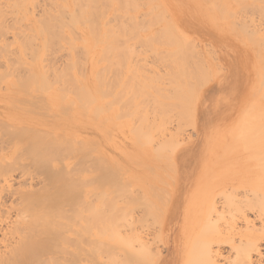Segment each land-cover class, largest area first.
Instances as JSON below:
<instances>
[{
	"label": "rangeland",
	"instance_id": "obj_1",
	"mask_svg": "<svg viewBox=\"0 0 264 264\" xmlns=\"http://www.w3.org/2000/svg\"><path fill=\"white\" fill-rule=\"evenodd\" d=\"M11 1L16 2L0 0V72H3L0 80L5 76L0 81V119L17 118L19 121L23 111L29 109L40 120L36 122L47 124V129L52 127L61 133L57 127L68 124L66 133L72 138L68 143L73 147L69 144L68 150L65 149L69 155L65 161L80 163L79 166L69 164L68 171L73 168L72 174L79 172L84 178L75 180L78 185L81 181L83 192L78 191L80 187L75 181L71 184L74 190L78 188V193H85L82 199L87 208L83 206V209L91 211L84 210V214L95 213L98 203L104 205L112 200L116 204L117 221L130 222L135 218V228L147 234L151 242V254L158 249L163 258L168 259L174 247L192 249L194 233L190 227L193 220L188 218L184 208L194 196L201 210L213 195L227 191L224 190L226 186L240 192L264 186V175L259 179L248 175L249 172L258 173L262 166L264 169V0H17V9L11 6ZM174 7L181 10L187 21L192 19V14H200L195 28L177 23L184 30V36L171 20ZM181 63L185 70L184 66L179 69ZM187 67L190 71H186ZM98 73H102L99 78ZM177 73L186 75L182 76L184 81ZM68 77L74 80L70 82ZM59 78L66 84L65 91L71 89L70 93L68 90L65 93L69 100L63 98L69 101L67 107L64 106L66 102L58 100L62 84ZM179 81L181 87L184 83L181 89L185 91L184 94L182 90L184 96L179 97L189 96V100L193 97V103L178 97L179 103L177 97H173L174 92L182 93L180 87L175 89ZM43 83L51 85L52 90ZM68 83L82 93L72 90V86L69 89ZM49 91L58 95L55 96L57 102L54 92L50 95ZM72 91L77 93L75 98ZM169 94L173 97L171 100L175 98L173 101L180 104L179 108H176L177 102L174 105L169 98L168 106L165 101L166 104L162 103ZM58 103L64 106H61L63 110L57 107ZM163 104L170 108L176 106V109L164 111ZM47 105L52 107L54 117L60 116L62 120L50 121ZM64 108L65 111L69 109V115L61 112ZM153 118L155 122L160 120V124L153 126ZM147 122L152 124L151 128L149 124L146 129ZM29 125L34 126L33 123ZM244 126L245 131L241 133L240 127ZM29 131L22 125L12 131L0 128V154L8 153L14 145L18 148L14 155L16 162L11 164L13 171L5 173L10 161L0 163L1 180L13 172L17 178L41 173L31 162L25 161V154L31 151L22 144V138ZM257 156L262 160L259 157L254 160ZM202 171L207 172V179L194 188L191 185ZM185 172H192L187 180L181 177ZM179 183L182 184L179 191L183 193V207L178 209L176 216L173 202ZM95 196L97 199L100 196V200H93ZM69 200L72 198L66 201ZM230 201H226V207L232 212L227 214L232 217L238 208ZM262 202L250 197L245 204L264 208ZM108 204L100 206L108 209ZM224 205L221 204L220 211ZM106 209H101L106 212L101 211L102 215L111 210ZM97 210L100 213V208ZM255 211L248 208L246 213L260 227L262 222ZM227 214L218 225L204 224L199 230L203 233L196 248L195 264L206 263L210 244L217 238L218 226L223 228L231 222ZM239 214L236 212L233 216L238 219ZM218 216V212L213 214V217ZM237 226L245 228L240 222ZM86 236L82 264H91ZM213 249L216 251L217 246ZM222 249L225 257H235L236 252L229 246ZM261 252L264 254V242ZM184 259L185 256L179 264H186ZM220 263L225 261L222 259ZM63 264L67 263L63 261Z\"/></svg>",
	"mask_w": 264,
	"mask_h": 264
},
{
	"label": "bare ground",
	"instance_id": "obj_2",
	"mask_svg": "<svg viewBox=\"0 0 264 264\" xmlns=\"http://www.w3.org/2000/svg\"><path fill=\"white\" fill-rule=\"evenodd\" d=\"M7 3H8V1H7ZM11 6L13 8L17 9V0H16V2H12ZM184 16H182V17H184ZM201 17H203V16H201ZM133 19H134V16H133ZM178 19H179L178 14L174 11L172 14L171 20H172L174 26L177 27L178 31L181 34H183L182 36H184V33H183L184 30H182L177 25ZM192 20H193V18H192ZM200 21L202 23V20H200ZM184 22L186 23V21H184ZM113 24H114V22H113ZM2 25H4V24H2ZM180 26H182V25H180ZM3 29H5V28H3ZM14 30H15V28H14ZM16 33L18 34V32H16ZM20 33H22V32H20ZM2 35H3V33H2ZM243 36H246V35H243ZM3 41L4 40L2 39V42ZM255 43L256 42H254V44ZM2 49H5V48H2ZM1 54H3V53H1ZM195 56H194V58H195ZM1 57H2V55H1ZM186 58L187 57H185V59ZM34 59L37 60L38 58L34 57ZM5 60H6V58H5ZM185 61L186 60H184V63H185ZM0 62H2V61H0ZM9 62H8V64H9ZM14 62L16 63V61H14ZM35 62L37 63V61H35ZM40 62L41 61L39 60V63ZM182 63L180 65L181 67L177 66V68L179 67V69L182 70L183 69L182 66L185 65L184 63H183L184 65H182ZM187 64L188 63H186V66L189 65V64L188 65ZM22 65L24 66L23 63H22ZM36 65H38V64H36ZM39 66H42L41 63ZM24 69H25V67H24ZM53 69H54V67H53ZM179 69H178V71H179ZM42 70H43V68H42ZM42 70H41V72H42ZM45 70H46V68H45ZM45 70H43V71H45ZM64 70H66V69H64ZM184 70H185V66H184ZM195 70L198 71L197 69H195ZM32 71H33V69H32ZM47 71H48V69H47ZM186 71H190V70H188V67L186 68ZM203 71H205V70L203 69ZM1 72H0V74H1ZM48 72H50V70ZM66 72H70V71H66ZM64 73H62V74L64 75ZM179 73H177V76L178 75L181 77L186 76L183 74L180 75ZM66 74H67V76L68 75L71 76V74H69V73H65V75ZM98 74H99L98 75V78H99L102 75V73H101V75H100V73H98ZM136 74H139V73L136 72ZM3 75L4 74H2V76ZM47 75H49V74L47 73ZM54 75H55V73H54ZM65 75L63 76L64 78H65ZM95 75H96V73H95ZM203 75H204V73H203ZM51 77L53 79H55L54 80L55 82L53 80L52 81L54 83H57V79L54 78L53 75ZM63 77L61 76L62 79H63ZM3 78H5V76ZM3 78L1 79L2 81H3ZM6 78H9V77H6ZM70 78L68 77V79H70V82L72 80H74V79H72L73 77H70ZM96 79H97V77H96ZM59 80H60V78H59ZM67 80H66V83L69 81V80L68 81ZM182 80L184 81V78ZM49 81H51V80H49ZM63 81H65V79H63ZM63 81L60 80L59 82L62 83ZM79 81H80V79H79ZM101 81L103 83L104 80H101ZM10 83H12V82L10 81ZM179 83H180V81H179ZM64 84L62 83L60 85V91H59L60 94L59 95L61 97L58 98V100L59 99L62 100L63 103L66 102L67 99L69 100V97L65 95V93L68 89L65 91L64 88H66V86H64ZM68 84H70V83H68ZM72 84H74V83H72ZM15 85L16 84L14 83V86ZM43 85H45V86L47 85L50 89L48 87L47 88L50 91L52 90L51 85L49 86L48 84H44V83H43ZM54 85L56 86V84H54ZM57 85H59V83H57ZM77 85L78 84H76L75 86L77 87ZM183 85H184V83L182 84V87H183ZM11 86H12V84H11ZM71 86L74 88V89L72 88V90L76 89L71 84H70L69 89L71 88ZM125 86L127 88V85H125ZM78 87H79V85H78ZM182 87H181V83H180L178 87H175V89L179 88V91L182 92V90L184 91V89H181ZM12 88H14V87H12ZM173 89H174V86H173ZM75 91L77 92V89ZM75 91L74 92L72 91L73 97H74V94L81 92L80 90H78L77 93ZM53 92L52 93L50 92V95H52ZM56 92H57V90H56ZM70 92H71V89H70V91L68 90L67 93H70ZM167 92H168V90H167ZM172 92H174V91H172ZM190 93H192V92H190ZM174 94L175 95H173V97H177L176 98V100H177L179 95H183V92L181 94H179V92H176V93L174 92ZM176 94H178V95L176 96ZM184 94H185V91H184ZM67 95H69V94H67ZM72 95L70 94L69 96H72ZM55 96H58V95L54 92V98L56 99V100L55 99L54 100L57 102V98ZM51 97H53V96H51ZM66 97H67V99L64 100ZM173 97L169 94V97L165 96L164 100L162 99L161 101L163 103L164 101L166 102L167 100H169L170 98H173ZM180 97H179V99H181V100H184V99L189 100L188 99L189 96H187V98H183L182 96H180ZM104 98H105V96H104ZM50 99H51L50 102H52V98H50ZM179 99L177 101L180 103L181 100H179ZM54 100H53V102H54ZM70 100H71V97H70ZM173 100H175V98ZM173 100H171V101H173ZM192 100H194L193 97L188 102L193 103ZM62 101H61V103H62ZM40 102H41V100H40ZM68 102L65 103V105H64L65 107H67L66 104H68ZM165 102H164V104L167 103V102L166 103ZM174 102L175 101H173V103ZM176 102L174 103V105L176 104ZM178 102H177V107L175 106L176 108H179L178 106H180V104ZM54 103H52V104H54ZM75 103L77 104L76 99H75ZM173 103H171V104H173ZM107 104H109V103H107ZM171 104H170V106H171ZM166 105L168 106V103ZM181 105H183V104H181ZM58 106L61 107L62 105H59V103H58L57 107ZM64 106H62V107H64ZM170 106L166 107L164 105V106H162V109H164V111H167V108L169 110ZM186 106H184V108H186ZM191 106H192V104H191ZM47 107H48V115L51 118L50 121H53L52 119L55 118L54 117L55 113H54V111H51L52 107H50L49 105H47ZM54 107H56V106H54ZM62 107L59 109L63 110ZM163 107H165V108H163ZM173 107H171L170 109H172ZM194 108L195 107H193V110H194ZM190 109H188V111ZM65 110H66V108H64V111H61V112L62 113L67 112L69 109L67 108V111H65ZM262 112L263 111H261L260 115L263 114ZM23 113H24V115L19 116V121H17V118H16V120L0 119V123L2 122V124H0L1 125L0 128L6 129L7 131H12V130H17L18 126L22 125L24 127V129L31 130L26 134L24 139L22 138V140H24L22 144L24 146H27L28 150L31 151V152H28L27 154H25V161L31 162V165L33 164L34 167L36 169H38L41 173H38L39 175L38 174H36V175H34V174L22 175L21 177L17 178L16 172H13L10 175H8L6 178H4L3 180H1V178H0V264H63V261H65L67 264H82L83 259H84V245L83 244H84V238L86 235H87L86 238L88 239V245H89L87 256L89 257L88 261L91 264H160V263L161 264H179L180 261L182 260L183 256H185V259H186L185 263L186 264H195L194 262L196 260V256H195L196 248L199 245L200 237L203 233L202 231H199V230L201 229V227L204 224H206V225H211V224L218 225V223L221 222V220H223L226 217L225 215L227 213H230V214L232 213L229 210V208L226 207V201H228V200H231L230 203L233 201L232 205H234L238 208L239 211L237 210L236 212L241 213V215L239 214L240 215L239 218L236 219V217L233 216L236 212H234L232 217L230 216V214H227L231 217V222L227 223V225L225 223L226 226L224 225L225 227H223V228L218 226V231H217L218 233L216 235L217 238L214 239L213 242L210 244L212 246L209 247L208 258H207L205 264H221L220 261L222 259L225 261L224 264H226V263L227 264H263L264 254L261 252V244L264 242V218H263L264 217V208H263V206L260 207L261 205L260 206L256 205V207L254 206L255 208H252L253 205L251 207V206H249V204L248 205L245 204V202L249 201L250 197H253L256 200L261 201V202L264 201V186L247 188L246 191H241V192L238 191L239 189L234 190L231 187L226 186V188L224 190H227V191L222 190L221 192L213 195L211 199H209L207 202H205L201 206V210L198 209L197 201L194 200L195 199V196H194V199L190 200V202L187 205H185V208H184L185 212L186 211L188 212V214L186 212V215L189 216L188 218L191 217L193 220L192 221L193 226L190 227V231L192 233H194V236L192 238V244H193L192 249L188 250V248L185 249V247H184L183 248L184 250H177V248L174 247V249L171 252V256L168 259L163 258L162 251L158 252V249H157L156 253L151 254V250L153 249L152 247H150L151 242L150 241H149L150 243L148 242L149 238H148L147 234H145L144 232H141L135 228L134 225H135L136 221L135 222L133 221V220H135V218H132L131 219L132 221H130V222L128 220H126V221L124 220V222H122V223H119V221H117V219H119V218L115 214L116 204L112 200L108 199L111 202L110 201L106 202V200H104L107 204L110 203V204H108V206L110 205L108 209H106V207H103L106 203L103 205L102 202H101L102 204L96 202L99 205V206L97 205L98 206L97 208H100L101 214L98 212L99 209L97 210V208H96L95 213L94 212H88L89 215H86L87 213L84 214L85 213V212H83L84 210L85 211L89 210V209H86L87 208L86 206H84V202L82 199V195L85 194V193H81L84 191L83 190L84 186L83 187L80 186L81 181L78 182V183H80L79 185L75 181V180L78 181V179L83 180L84 178H82V175L79 174V172H76L77 173L76 175H74V173L72 174L71 171L73 170V168H72V170H70V172L68 171L70 168L69 166L73 165L75 163L74 162L75 160H73V163L72 162L69 163L68 161H65V159L67 157H69V155L67 154L65 149L68 150V145L69 144L71 145V142L70 143H68V142H69V140H72V138L68 137V135L70 133L69 134L66 133L67 130L69 129V128H67L68 124L67 125L63 124V125H60L59 127H57L58 129H60L61 133H59L58 132L59 130L54 129L52 127L47 129V127H48L47 124H44L42 122H36L39 119L36 118V116L32 110L28 109L27 112L23 111ZM56 114L58 115V113H56ZM66 114H68V112L65 113V115ZM188 115L191 116L192 114H188ZM69 117L72 118V115ZM163 117L164 116H162V118ZM73 118H74V116H73ZM162 118H159V119H162ZM153 119H152L153 123L151 121L152 124H154L156 117L154 120ZM47 120H49V119H47ZM58 120H62L60 118V116L58 118H55V121H58ZM64 120H67V118ZM157 121L159 122L160 120H157ZM192 121L194 122V123L191 122L192 125L195 124V121L193 120V118H192ZM148 122L146 123V125L148 124ZM158 122H155V124L153 126L159 125L160 123H158ZM30 123H33L34 126L29 125ZM55 123H58V122H55ZM156 123H157V125H156ZM149 124H148V126H146V129H147V127H149ZM152 124H150L149 128H151ZM71 125H72V123H71ZM63 126H66V127H63ZM61 127H63V131L61 130ZM76 127H78V126H76ZM242 128H245V126L240 127V130ZM72 130H76V129H72ZM201 131H202V127H201ZM244 131L245 130L242 129L241 133ZM248 131H249V129H248ZM247 134H249V133H247ZM238 135H240V137L242 136L240 133ZM244 135H245V133L243 134V136ZM237 138H239V137H237ZM73 140H76V139L73 138ZM146 143H147V141H146ZM66 144H67V147H66ZM70 147H73V146L71 145ZM17 151H18L17 145H14V146L10 147V149L8 150V153L0 154V163H4L5 161H10V164L7 165L8 171H6L5 173H8V172L10 173L11 170L13 171V168H12L13 165H11V164L16 162L14 160L17 159V156H14V155L17 153ZM258 157L259 156H257L256 158L254 157V160L258 159ZM259 159H260V157H259ZM260 160H262V159H260ZM258 163L261 164V162H258ZM75 164H77V166L80 165V163H75ZM260 166H259V168H260ZM262 168H263V166H262ZM262 168H260L261 170L258 169V173L252 174L251 172H249L248 175L253 176V177H257L259 179L260 176L264 175V169L262 170ZM15 171H17V169ZM67 171L70 174L67 173ZM224 173H226V172H224ZM78 174H79V176H77ZM206 175H208L207 172L202 171L197 178L198 180L195 181L194 183H192L191 186H194V188L201 186L204 182V179L205 180L207 179L205 177ZM76 176L78 178H76ZM190 176H192V172H185L184 174H182L181 177H182V179L184 178V180H187V179H189ZM209 176H212V174H210ZM74 181L76 183H74ZM72 182L80 187L79 190H78V188L76 189V187H75V190L73 189V187H71ZM84 184L86 187L85 181H84ZM256 185H258V184H256ZM228 186H230V185H228ZM231 186H232V184H231ZM181 187H182V184L179 183V185L177 186V188L175 190L176 191V199L174 200L173 205L176 204V207L174 208L175 209L174 215H176V216H178V214H179L178 209L180 210L183 207L182 206L183 205V201H182L183 193H181V191H179ZM77 190L81 191V192H79L81 194H79ZM228 191H231V192H228ZM101 193L103 195H105V193H103V191ZM79 195H81V196H79ZM76 196H77V198H81L82 201L77 200ZM97 196H95L94 198H96ZM67 198H70V199L72 198V200L66 201ZM74 198H76V200L73 201ZM98 198L99 199L96 198L97 200L96 199H93V200H95V201L100 200V196ZM223 200H226V201H224V203H221ZM72 201H73V204H72ZM221 204H225V205L222 207L223 209L220 211L219 209L221 208ZM100 205H103V206H100ZM111 205H113L112 209L110 208ZM83 206L86 208L83 209ZM207 206H208V208H207ZM102 208L103 209L105 208L106 211H108L109 209H111V210L109 213L107 212V215L106 214L102 215V212H101V211H103V210H101ZM248 208H251V210H254V211L257 210V212H258V213H256L257 217H258L257 219L260 220V222H262L260 227H257L255 222L249 218L248 214L246 213V210ZM226 209H227V212L225 211ZM89 211H91V209ZM104 212L105 211H103V213ZM217 212L219 213L220 216L213 217V214L217 213ZM83 214L86 216H83ZM90 214H92V215H90ZM99 214L101 216H99ZM90 216H92V217L90 218ZM85 217L86 218L88 217V218H87V220L84 221ZM86 221H88L87 222L88 224L86 223L85 224L86 227H85V225L83 223H85ZM239 222L241 224L245 225L244 230H242V228H239L237 226V224ZM87 228H88V230H87ZM148 235H149V233H148ZM153 244L156 245V243H153ZM165 245L166 244H164V246ZM156 246L159 247V245H156ZM214 246H217L216 251L213 249ZM225 246H229L232 251L236 252L235 257L232 258V256L231 257L230 256H228V257L224 256L222 248ZM240 248H241V251H240ZM145 256H148V257L146 258Z\"/></svg>",
	"mask_w": 264,
	"mask_h": 264
},
{
	"label": "crops",
	"instance_id": "obj_3",
	"mask_svg": "<svg viewBox=\"0 0 264 264\" xmlns=\"http://www.w3.org/2000/svg\"><path fill=\"white\" fill-rule=\"evenodd\" d=\"M195 9H197V10H199L200 12H201V10L198 8V7H196ZM173 11H175L177 14H178V23L179 24H181L182 26L183 25H189V26H191V27H194L195 25H196V21H197V15L196 14H192V18H193V20L192 19H190V23H188V21L186 20V18H185V16L184 17H182V14H180L181 13V10L179 9V8H177V7H174V9H173ZM194 12H195V10H194ZM182 17V18H181ZM183 19V20H182ZM184 21H186V23L184 22ZM195 22V23H194ZM188 23V24H187ZM193 25V26H192Z\"/></svg>",
	"mask_w": 264,
	"mask_h": 264
}]
</instances>
